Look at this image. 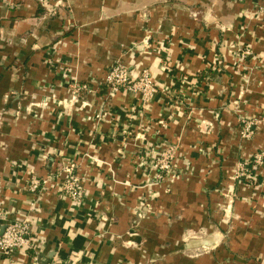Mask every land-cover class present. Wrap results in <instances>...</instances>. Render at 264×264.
Masks as SVG:
<instances>
[{
    "label": "crops",
    "instance_id": "obj_1",
    "mask_svg": "<svg viewBox=\"0 0 264 264\" xmlns=\"http://www.w3.org/2000/svg\"><path fill=\"white\" fill-rule=\"evenodd\" d=\"M42 1L0 0V217L31 215L35 237L28 251L0 253V264H264V168L249 166L255 181L231 178L264 150V60L247 72L210 68L214 43L225 56L224 42L238 40L242 17L261 15L264 0H45L60 1L54 13ZM245 41L264 55V21ZM118 62L152 73L151 105L110 92ZM241 113L258 121L252 137L241 135ZM199 119L216 134H200ZM166 139L195 166L158 184L139 163ZM199 141L218 147L216 166L198 165ZM64 162L81 180L80 204L61 193ZM32 176L51 179L32 192ZM233 190L234 215L223 220ZM209 227L222 234L217 248H186Z\"/></svg>",
    "mask_w": 264,
    "mask_h": 264
},
{
    "label": "rangeland",
    "instance_id": "obj_2",
    "mask_svg": "<svg viewBox=\"0 0 264 264\" xmlns=\"http://www.w3.org/2000/svg\"><path fill=\"white\" fill-rule=\"evenodd\" d=\"M261 8H264V5L258 8L259 10L257 12L258 14H261L262 16L261 15H258V16L250 15L248 17H242L241 22L238 25V29L242 30V33L241 34L239 33L238 40L224 42L226 44L224 45V48L226 49L225 56H222L221 54H219V52L216 49V43H214V49H213L212 55H213V59L215 60V63L214 65L210 66L211 69L214 68L215 70L220 72L221 66L222 67L225 66L226 68H229L230 70H234L235 72L238 71L237 68H240V70L242 71L246 70L247 72L248 70L251 69V66H249V64H251L252 60L258 59L260 62L264 60V55L262 56L261 54L256 53L253 49L252 43L245 41L246 35L248 33L249 25L252 23V21L254 20L264 21V14L261 13ZM222 25L223 24L215 21L216 27L219 26L223 29H226L227 26L223 27ZM232 30H233V26H232ZM235 35H238V34L235 33ZM150 74H151L153 83L157 87V91L153 94V96H150L148 100L144 101L140 94L134 93L135 95L140 96L143 107H147L151 105V103L154 102L157 94H159V86L154 81V77L151 72ZM164 93L172 94L173 91L170 90V88L169 89L167 88L165 89ZM237 102L238 101L235 102L234 100V102H232L230 106L232 105L237 106L238 104ZM246 116L247 115L241 113L239 117V121L243 124L241 128L242 129L241 135L245 138H249L254 135L255 130L252 134H250L249 136H246L244 134L246 130V122L249 123V122H253L256 120L247 118ZM198 121L199 122L197 125V130L200 134H202L203 136H211L212 134L213 135L216 134V125L214 122L208 121L206 119H199ZM176 142H177L176 140L173 141V140H168V139L161 141L155 146V149L152 148V151L153 150L155 151L149 154V158L139 163L142 168L148 169L149 171L153 170L154 172H157L155 176L156 178L155 180L158 184L159 183L171 184V183H174L176 181H179L185 178L187 179L189 176H191V173L194 170L195 160H192L190 158L183 162H179V152L178 151L180 149V145L178 142L177 143ZM193 147H194L195 152H197L198 154V158L200 154V156H202V158L204 159V161L200 162L199 164L197 162L196 164L204 166L207 169L209 168L210 165L214 167L218 164V162L215 161V158L213 156V154H216L217 152V149H218L217 146H212V145L205 143L204 141H199V143H197ZM139 164H138V167L140 168ZM239 164L233 167L234 172H232L231 178L235 181L237 180L243 181V179H245L247 182L255 181V177L253 174L249 172V169L248 171H246L247 173L244 176H240L241 172H236L238 171ZM161 166H164L165 170L159 171L158 168H160ZM62 168H64V163H62L58 172H61ZM257 169H261V168L258 167ZM160 172H165V173H160ZM157 175H160V177H157ZM236 195L237 193L234 190L229 192V195L227 196L228 197L227 205L221 210L223 220L229 221L234 215L233 214V203H234V199L236 198ZM215 227L200 228L197 231L193 232V235L195 236V238H192V239L199 242L197 247H193V248H204V249L210 248V247L203 246L202 242L207 239L208 240L212 239L213 240L212 247L217 248L221 244L222 234ZM216 234L218 235V237L216 236ZM226 234L228 235V232H226Z\"/></svg>",
    "mask_w": 264,
    "mask_h": 264
},
{
    "label": "built area",
    "instance_id": "obj_3",
    "mask_svg": "<svg viewBox=\"0 0 264 264\" xmlns=\"http://www.w3.org/2000/svg\"><path fill=\"white\" fill-rule=\"evenodd\" d=\"M42 3L50 13H54L60 1L56 2V5L53 7L49 6L45 0H43ZM261 13L264 14V8H261ZM105 83L112 94L124 88L132 93L140 94L144 101L148 100L150 96H153L157 91V87L153 83L151 74L148 70L140 71L135 74L128 66L122 63H116L109 68ZM82 88L86 91L89 90L87 85L82 86ZM257 123V121L246 122L244 134L246 136L252 134ZM250 165L256 169L258 167L264 168V150L255 153L250 161L239 164L238 171L236 172H241L240 176H244ZM74 167L75 165L73 163L69 164L68 162H64V168H62L59 174L62 182L61 193L67 196L74 204H80L85 193L80 178L74 173ZM158 169L159 171L165 170V167L161 166ZM157 177H160V175H157ZM50 179V176L44 178L32 176L29 181V190L36 192L41 189V187L44 188L50 182ZM0 219L4 221V231L0 235V253L2 255L8 257L16 251H28L33 247L35 237L31 231L33 222L31 215H24L8 221L5 216L1 214ZM48 264H65V262L60 256H57L53 258L52 261L48 262Z\"/></svg>",
    "mask_w": 264,
    "mask_h": 264
},
{
    "label": "water",
    "instance_id": "obj_4",
    "mask_svg": "<svg viewBox=\"0 0 264 264\" xmlns=\"http://www.w3.org/2000/svg\"><path fill=\"white\" fill-rule=\"evenodd\" d=\"M3 231H4V226H3ZM216 236L218 237V235L216 234ZM203 246L205 247H212L213 246V240H205L202 242ZM199 244V242H197L196 240L192 239L190 240L187 244H186V248H193V247H197V245Z\"/></svg>",
    "mask_w": 264,
    "mask_h": 264
}]
</instances>
